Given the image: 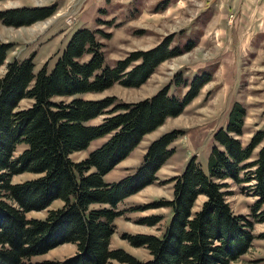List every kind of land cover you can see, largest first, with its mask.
<instances>
[{
    "label": "trees",
    "instance_id": "obj_1",
    "mask_svg": "<svg viewBox=\"0 0 264 264\" xmlns=\"http://www.w3.org/2000/svg\"><path fill=\"white\" fill-rule=\"evenodd\" d=\"M55 10V4L8 7L0 10V19L19 26ZM111 34L98 26L75 29L51 68L45 61L35 71L34 52L5 64L0 76V264H105L110 258L125 264H230L251 247L254 222L264 221V129L242 143L246 107L240 100L229 107L225 126L213 132L206 165L192 154L181 171L167 179L173 180L172 197L145 205L170 207L162 232L127 236L132 244L145 245L151 256L139 259L110 248L114 219L122 214L118 203L157 179L179 132L168 130L151 140L132 173L115 181L105 175L146 133L181 113L211 78L210 72L195 74L189 82L176 77L177 83L188 86L181 96L169 93L165 84L135 101H118L114 95L87 97L116 82L139 86L160 62L180 52L178 46H169L170 36L111 63L103 40ZM13 45L0 41V65ZM26 97L31 102L20 106ZM103 113L100 121L91 122ZM104 136L85 157L71 156ZM26 171L35 175L12 180ZM227 179L244 183V191L255 195L250 215L233 211ZM200 194L205 198L194 208ZM57 199L61 204L49 207ZM42 209L47 210L42 217L27 215ZM159 219L149 215L141 220L155 224ZM258 237L264 238V231ZM63 242L75 243L76 251L63 259L34 257Z\"/></svg>",
    "mask_w": 264,
    "mask_h": 264
},
{
    "label": "rangeland",
    "instance_id": "obj_2",
    "mask_svg": "<svg viewBox=\"0 0 264 264\" xmlns=\"http://www.w3.org/2000/svg\"><path fill=\"white\" fill-rule=\"evenodd\" d=\"M231 1L0 0V10L15 7L22 2L56 5L52 14L30 24L8 25L0 19V41L14 42L7 51V60H11V57L23 59L34 52V70L45 61L48 62V68H51L70 34L81 24L111 31V36L103 39L106 59L111 63L132 50L148 49L165 37L172 36L170 47L180 48V52L160 62L139 86H125L116 82L102 91L87 93V97L114 95L118 101H135L153 94L165 84L169 85V93L181 96L188 86L182 82L177 83L176 77L181 76L182 80L189 82L195 74L211 73V78L181 113L168 117L161 125L146 133L137 146L105 175L107 181H115L132 173L151 140L168 130L176 129L179 132L169 144L174 151L158 169L157 179L118 203L122 214L114 219L115 231L110 238V248H121L139 259L151 256L145 245L132 244L127 236L140 232H162L170 216V207L162 205L144 208L145 205L172 197L173 180L167 179L180 172L192 154L197 156L203 166L206 165L213 132L225 126L233 101L240 100L246 107L244 131L239 135L243 144L254 131L264 129V0H236L235 5ZM67 18H72V22L68 23ZM51 27L57 33L63 30L69 33L62 42L56 38L50 44L52 47H49L43 41ZM187 42L189 48L182 49ZM6 62L5 58V63L0 65V76L6 69ZM30 102V98H23L20 106ZM105 115L100 114L91 122H98ZM105 138L94 139L87 148L77 150L71 156L76 160L85 157L89 150ZM257 149L258 146L253 150L252 158L257 155ZM34 175L27 171L21 172L14 175L12 180L20 181ZM227 181V189L230 191L227 200L233 211L250 215L255 195L244 191V183H235L230 179ZM204 198L205 195L200 194L194 208ZM60 204L61 200L57 199L49 207ZM46 211L31 210L27 215L42 217ZM149 215H159L160 219L155 224L142 222L141 219ZM262 231L264 221H255V238L251 247L230 264H264V238L258 237ZM76 248L75 243L63 242L34 257L63 259L73 254ZM105 264L125 263L110 258Z\"/></svg>",
    "mask_w": 264,
    "mask_h": 264
},
{
    "label": "crops",
    "instance_id": "obj_3",
    "mask_svg": "<svg viewBox=\"0 0 264 264\" xmlns=\"http://www.w3.org/2000/svg\"><path fill=\"white\" fill-rule=\"evenodd\" d=\"M236 0H232L231 2H232V4L233 5H235L234 3H236L235 2ZM256 3H258V1L256 2ZM19 5H17V6H36V5H38L37 3H24V2H22V3H18ZM52 4V3H51ZM245 4V3H244ZM82 26H88V27H91V26H89V25H86V24H81ZM81 26V27H82ZM55 29H53L52 27L50 28V29H48V31L46 32V37H45V39H44V41L43 42H45V45H47V46H49L50 44H51V42H52V44H53V42H54V40L56 39V38H60V42H62V40L64 39V37H66L67 35H68V33H66V31H61V32H59V33H57L58 31H54ZM43 45V44H42ZM49 47H52L51 45L49 46ZM60 47V46H59ZM61 48V47H60ZM59 48V49H60ZM11 58H13V57H11ZM44 60V59H43ZM6 61H8L7 60V56H6ZM40 62L42 63L43 61L42 60H40ZM4 63H5V61H4ZM35 65V64H34ZM36 70V69H35Z\"/></svg>",
    "mask_w": 264,
    "mask_h": 264
},
{
    "label": "built area",
    "instance_id": "obj_4",
    "mask_svg": "<svg viewBox=\"0 0 264 264\" xmlns=\"http://www.w3.org/2000/svg\"><path fill=\"white\" fill-rule=\"evenodd\" d=\"M72 18H67V22H72Z\"/></svg>",
    "mask_w": 264,
    "mask_h": 264
}]
</instances>
